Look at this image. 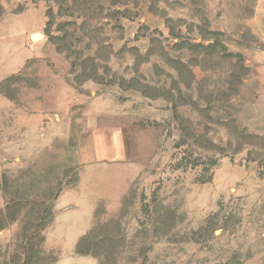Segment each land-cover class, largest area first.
<instances>
[{"label": "rangeland", "instance_id": "obj_1", "mask_svg": "<svg viewBox=\"0 0 264 264\" xmlns=\"http://www.w3.org/2000/svg\"><path fill=\"white\" fill-rule=\"evenodd\" d=\"M263 56L264 0H0V264H264Z\"/></svg>", "mask_w": 264, "mask_h": 264}, {"label": "crops", "instance_id": "obj_2", "mask_svg": "<svg viewBox=\"0 0 264 264\" xmlns=\"http://www.w3.org/2000/svg\"><path fill=\"white\" fill-rule=\"evenodd\" d=\"M264 57V56H263ZM264 59V58H263ZM259 75L260 76V85L261 87L264 89V60L259 64ZM90 136L86 139V145L85 148L81 154V160L83 162H85L86 164L90 163L92 166L97 165L98 163H101L102 161H113L111 159V157H114V155L116 154V152L120 153L117 156L123 160L125 158V147H124V142L122 138H118L113 137L112 140L108 139V138H96L95 134L92 133L89 134ZM114 139V140H113ZM116 156V157H117ZM120 160V161H121ZM85 172V171H84ZM83 172V174H84ZM82 174V176H83ZM127 183V180L125 181ZM94 206L93 209L91 211V217L93 215L94 212ZM92 220V219H91ZM91 220H90V225H91ZM89 224L87 226V228L85 229V231L81 234L83 235L84 233H86L91 226L89 227ZM79 235L77 240L79 239V237L81 236ZM76 240V242H77ZM76 245V243H75ZM79 258H86L85 255H80V254H76L74 256V259H70L68 264H77L76 259ZM63 261V260H62ZM61 262V259L59 258L57 261H55L53 264H58Z\"/></svg>", "mask_w": 264, "mask_h": 264}, {"label": "trees", "instance_id": "obj_3", "mask_svg": "<svg viewBox=\"0 0 264 264\" xmlns=\"http://www.w3.org/2000/svg\"><path fill=\"white\" fill-rule=\"evenodd\" d=\"M93 228V227H92ZM92 228H90V230L89 231H87L86 233H84L83 235H81L80 237H79V239L77 240V242H76V245H75V247H76V252L77 253H80V254H88V253H91V254H93V255H99V254H97V253H95L94 254V252H93V247L91 246V244L93 243V238H92V234H93V229ZM43 237L41 238V240L43 241ZM91 239V240H90ZM88 240H90V247H91V250L88 248H82V246L85 244V243H87V242H89ZM57 260V259H56ZM55 260V261H56ZM54 261V262H55Z\"/></svg>", "mask_w": 264, "mask_h": 264}, {"label": "bare ground", "instance_id": "obj_4", "mask_svg": "<svg viewBox=\"0 0 264 264\" xmlns=\"http://www.w3.org/2000/svg\"><path fill=\"white\" fill-rule=\"evenodd\" d=\"M36 35H33L32 38H34Z\"/></svg>", "mask_w": 264, "mask_h": 264}, {"label": "water", "instance_id": "obj_5", "mask_svg": "<svg viewBox=\"0 0 264 264\" xmlns=\"http://www.w3.org/2000/svg\"><path fill=\"white\" fill-rule=\"evenodd\" d=\"M39 35H36L35 37L38 38Z\"/></svg>", "mask_w": 264, "mask_h": 264}]
</instances>
